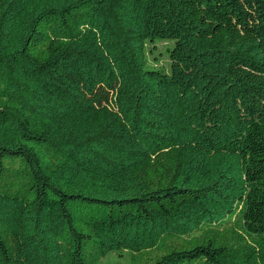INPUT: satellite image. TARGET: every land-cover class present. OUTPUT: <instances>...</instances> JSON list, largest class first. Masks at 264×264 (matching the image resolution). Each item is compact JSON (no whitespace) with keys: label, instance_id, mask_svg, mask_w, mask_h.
Instances as JSON below:
<instances>
[{"label":"trees","instance_id":"trees-1","mask_svg":"<svg viewBox=\"0 0 264 264\" xmlns=\"http://www.w3.org/2000/svg\"><path fill=\"white\" fill-rule=\"evenodd\" d=\"M121 263L264 264V0H0V264Z\"/></svg>","mask_w":264,"mask_h":264},{"label":"rangeland","instance_id":"rangeland-1","mask_svg":"<svg viewBox=\"0 0 264 264\" xmlns=\"http://www.w3.org/2000/svg\"><path fill=\"white\" fill-rule=\"evenodd\" d=\"M160 48H161V50H162V49L164 48V45L161 44V45H160ZM163 62H164V64H167V61H166V60H164ZM121 264H122V263H121Z\"/></svg>","mask_w":264,"mask_h":264}]
</instances>
